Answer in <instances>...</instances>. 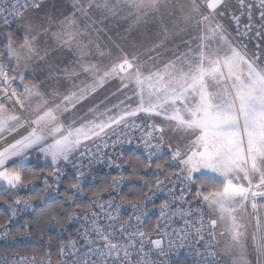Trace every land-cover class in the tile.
<instances>
[{
    "label": "snow or ice",
    "instance_id": "1",
    "mask_svg": "<svg viewBox=\"0 0 264 264\" xmlns=\"http://www.w3.org/2000/svg\"><path fill=\"white\" fill-rule=\"evenodd\" d=\"M42 2L0 0V27L26 19L25 12L41 9ZM109 20L130 21L129 30L157 29L158 40L148 49L151 65L110 37L103 42ZM22 27L19 40L5 32L0 49L3 190L41 179L26 170L33 154L50 163L47 176L53 183L47 177L43 183L57 190L60 165L77 157L89 163L107 158L109 167L120 169L104 189L116 192L120 203L109 196L93 201L97 211H90L93 204L83 206L91 225L85 250L72 241L60 247L61 257H69L70 264H159L150 257L152 250L165 254V237L171 248L172 236H194L205 242L198 264H251L249 247L264 264V0H75L62 19L29 20ZM253 36L258 42L250 48ZM57 51L70 53L71 62L53 64L50 55ZM41 64L52 81L44 88L25 75L30 66ZM110 81L118 82L115 99L96 103L95 93ZM137 132V146L145 151L142 166L128 159L117 164L108 150L115 153L132 144ZM165 147L168 159L154 165L155 179H147L153 157ZM124 165L130 175L124 174ZM165 165L177 171L169 174ZM84 177L78 171L70 185L76 194L84 192ZM126 181L134 195L126 201L131 215L121 220L126 198L120 190ZM159 194L168 198L157 205ZM38 199L5 201L0 238L9 237L18 214L35 212ZM74 201L72 196L60 202L55 195L45 201L34 221L42 239L47 230L79 219L72 209L81 205ZM193 201L198 203L193 206ZM150 203L165 224L145 230ZM176 217L183 227L169 232L167 225ZM32 223L25 220L22 228L27 231ZM30 264L51 261L33 256Z\"/></svg>",
    "mask_w": 264,
    "mask_h": 264
},
{
    "label": "built area",
    "instance_id": "2",
    "mask_svg": "<svg viewBox=\"0 0 264 264\" xmlns=\"http://www.w3.org/2000/svg\"><path fill=\"white\" fill-rule=\"evenodd\" d=\"M46 0H43L44 3ZM32 9V8H30ZM29 10V9H28ZM27 10V11H28ZM5 27H0V29ZM257 38L253 36L251 42L249 43L250 46H254L257 43ZM140 133L137 132L132 137V144H125L122 147H118L114 152L111 149L108 150L109 154L112 155V158L116 161L117 164L121 163V159H127L129 155H134L139 157L143 162L145 161V151L142 146H137L141 144L139 140ZM122 152L123 156L120 157L118 154ZM170 153L168 152L167 148L165 147L164 151H162L157 157H153V169L149 171L147 174L148 179L153 180L155 177L152 176V172L155 171L154 165L157 162L162 161L164 158L169 157ZM62 169L63 174L60 178V187L57 190L55 187H46L43 183L45 177L48 179V183L52 184L53 180L50 176H42L41 179L37 180L33 185H29L23 189L24 194H31L35 192H40L42 196L41 199L34 200L33 205L35 207V212L45 204V201H48L49 197L55 195L59 197L60 193L62 192L63 188L65 187L66 183L70 181V185L76 182V175L78 171H84L85 177L83 178V187L84 192L80 194H76L75 190L70 188V185L65 188L66 192L75 197L74 203H78L81 205V208L77 209L73 207L72 211H76L79 215V219H75L69 223H67L63 229H49V231L58 238L60 241V247L69 246V242L74 241L81 251L85 250L86 240H85V233L86 230H89L90 225V217L88 220L84 219L83 206L93 204V201L97 200H106L109 196L116 197V203H120L119 196L116 192L109 189L108 191H95L103 184V181H107L106 187L111 183V178L113 176L119 175L120 169H117L115 166L109 167L107 158L104 159V162L100 163H89L87 159H82L77 157L72 163H67L60 166ZM125 175H128L129 167L124 165ZM165 169L170 174L172 172L177 171L175 166L169 167L168 165L165 166ZM144 174V173H142ZM171 179L175 180V176H171ZM160 179H164V176L161 175ZM167 183V181L165 182ZM130 185V182L126 181L125 184L121 188V193L124 194L125 189L127 186ZM167 191V189H165ZM96 193H100V195H96ZM23 198H28L30 196H21ZM168 198L165 197L163 194L157 195L155 198L154 203L159 204L162 202L163 199ZM16 199V198H15ZM13 199V200H15ZM12 200V201H13ZM10 201L9 203H11ZM198 201H193V206H195ZM0 211L5 217L7 218V205L6 203H0ZM90 211H97L95 205L93 204ZM33 211H26L21 212L18 214L17 218L12 222L10 227V235L8 238H0V261H4L5 264H30L31 258L34 255L22 254L20 252L15 251V249L21 247L24 244H28L30 238L28 236V230L25 231L22 228V225L25 220H29L33 214ZM131 215L130 207L127 206L125 201V207L121 210V220H127L128 216ZM146 223L143 225L145 230H150L155 226L157 222H159L162 226L165 224V221L159 217V209L157 207H153L152 203L149 204V215L145 217ZM18 227L20 228L19 230ZM183 227L182 222L179 220V217H176L172 220L171 223L167 225V230L171 232L173 229L179 230ZM15 237L12 239L11 237ZM153 238H159L158 233L153 232ZM173 241V246L171 248L168 247V237H165L164 243V250L165 254L160 255L155 250H152L151 259L156 260L159 264H176L179 261H185L188 264H198L199 261L203 259L201 255L198 253H204V241H198L194 236L188 237L186 239L180 240L176 236L171 237ZM205 240H207V236L205 235ZM40 242V241H39ZM59 247V249H60ZM146 251L151 250L150 245H146ZM36 257V256H35ZM24 258V259H21ZM37 258V257H36ZM69 260L70 258L66 255L64 257L58 254V258L54 261L50 256H47L43 259L37 258L38 261L43 260L45 262L51 261V264H62L63 260Z\"/></svg>",
    "mask_w": 264,
    "mask_h": 264
},
{
    "label": "rangeland",
    "instance_id": "3",
    "mask_svg": "<svg viewBox=\"0 0 264 264\" xmlns=\"http://www.w3.org/2000/svg\"><path fill=\"white\" fill-rule=\"evenodd\" d=\"M74 2L75 0H46L44 3H42L41 9H29L25 12L26 19L16 20L14 21L11 27H5L0 29V44L3 43V34L5 32H8L6 31L8 28H13L16 34L22 36L24 32V28L22 27V25L27 23L29 20H31L33 23H36L41 22L45 17H52L57 20L62 19L65 15L70 14L71 11H73ZM93 19H95V16L93 17ZM105 23L107 25L105 28L107 35L103 36V42H107L108 38L110 37L113 41L119 43L126 51L137 53L142 61H145L149 65H151V61L149 60L150 54L148 52V49L151 47L154 41L158 40V32L155 27L149 25L147 28L142 27L139 29L129 30L130 21L109 20ZM130 38H133L137 42V44L135 48L128 50L126 43L127 40ZM249 47L251 48L252 46ZM72 58L73 57L70 53L64 51H57L54 54L50 55V60L52 61V63L56 64L59 67H63L66 63H70ZM29 72L31 73L30 76ZM25 75L33 82L40 84L42 88L52 84V81L48 77V69L43 64L39 66H30L28 72H26ZM117 84V81H110L106 83L102 88H99L95 93L96 103H99L100 100H103L105 97H110L114 100L115 97H112V93L116 91ZM157 122H159V118H157ZM171 142L175 144L174 138L171 139ZM33 155H31V159L33 158ZM40 158L43 160V162L49 163L48 161H45L42 157ZM1 187L3 186L0 185V188ZM88 193L91 194V192ZM39 196L42 195L40 194ZM217 239H219V237ZM248 259L251 261V264H261L260 259L254 253L251 247H249Z\"/></svg>",
    "mask_w": 264,
    "mask_h": 264
},
{
    "label": "trees",
    "instance_id": "4",
    "mask_svg": "<svg viewBox=\"0 0 264 264\" xmlns=\"http://www.w3.org/2000/svg\"><path fill=\"white\" fill-rule=\"evenodd\" d=\"M233 3H235V0H233ZM6 31L11 33L13 38L16 40H19L21 37L20 35L16 34V32L14 31L13 28H10V29L8 28ZM136 44H137V42L133 38L128 39L127 43H126L127 49L130 50L132 48H135ZM2 47H3V43L0 44V49H2ZM6 66H7V64H6ZM127 159L131 160V161H139V164L135 165L136 167H140L143 164V161L139 157L134 156V155H129L127 157ZM167 159H168V157L164 158L162 161L157 162V163L163 164L164 161ZM50 168H51V165L49 163L43 162V160L39 156H37L35 158L33 157L30 160V162H28L26 170L30 174L36 173V174H39L40 177H42V176L47 175V172L50 170ZM131 171L132 170L130 168L128 175L131 174ZM141 175H143V174L141 173ZM134 183H135L137 189L142 187V184L140 182H134ZM69 185H70V181L66 183V185L63 188L62 192L60 193L59 197H57L58 201L64 202L67 197H71V195L69 193H67L66 189H65ZM106 185H107V181L104 180L103 184L100 185V187H98L97 190L89 191V192L103 191L106 188ZM24 188H19L18 190H8V191H5V190H3V188H0V203H5V201L10 202L13 199L21 197V196L33 197V196H39L40 195V192H35V193H31V194H24L23 193ZM123 195L126 198L125 201H127V199H130L133 197L134 193L132 191H130V185L127 186ZM46 206H47L46 204L42 205L35 212L34 216L28 220L30 222H33L31 224V227L28 229V236L30 238V240H29L30 242L28 244H24L21 247L15 249V251L20 252L22 254L34 255L39 259H43L47 256H50L54 261H56L58 258V254H59L60 241L49 230H47L44 238L42 239L40 229L38 228L36 223H34V221L36 220V215L39 212H41L43 210V208H45ZM4 219H5V217L3 216V214L0 211V222H2ZM16 230L20 231V228L18 227V229H16ZM176 264H188V263L185 261H179Z\"/></svg>",
    "mask_w": 264,
    "mask_h": 264
},
{
    "label": "crops",
    "instance_id": "5",
    "mask_svg": "<svg viewBox=\"0 0 264 264\" xmlns=\"http://www.w3.org/2000/svg\"><path fill=\"white\" fill-rule=\"evenodd\" d=\"M33 157L35 158V157H37V155L34 154ZM1 188H3V187H1Z\"/></svg>",
    "mask_w": 264,
    "mask_h": 264
}]
</instances>
